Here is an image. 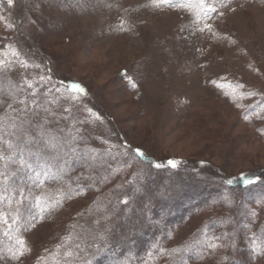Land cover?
Returning a JSON list of instances; mask_svg holds the SVG:
<instances>
[{
    "label": "rangeland",
    "instance_id": "374dc122",
    "mask_svg": "<svg viewBox=\"0 0 264 264\" xmlns=\"http://www.w3.org/2000/svg\"><path fill=\"white\" fill-rule=\"evenodd\" d=\"M206 2L0 0V264H264V188L226 183L264 182V0ZM137 150L220 185L142 262L108 252L124 185L142 192L148 171Z\"/></svg>",
    "mask_w": 264,
    "mask_h": 264
},
{
    "label": "trees",
    "instance_id": "16d2710c",
    "mask_svg": "<svg viewBox=\"0 0 264 264\" xmlns=\"http://www.w3.org/2000/svg\"><path fill=\"white\" fill-rule=\"evenodd\" d=\"M134 155L140 162L144 163L148 171L146 172L145 179H142L143 182L140 188L142 192L136 190L134 188L135 185L131 186L132 184L129 182L124 185L125 189L127 187L125 193L127 192V194L132 197L130 196L131 198H128L129 195H125L126 197H122L121 201L118 202L119 205L116 209L119 216L116 218L115 225L113 226L115 231L111 235V247H109L108 252H113L115 249L123 251L122 248L125 247L124 249L134 252L133 255L136 256L138 262H142L147 259L144 255L145 253H143L144 247L146 250L153 248L166 237V234L170 231L171 226L174 225L175 222L178 223L184 216L193 214L202 208H205L208 204L217 201L219 199L217 194L220 185L218 180L219 173L216 170L207 168L204 164L195 165L193 162H186L183 165H179V162L175 160L178 166L172 168L168 165V159H155L144 153L143 156H140L134 152ZM156 165H159V167ZM178 167L179 169L181 168L180 170H186L188 172H191V170H197L198 168L204 177L202 178V182L196 181L197 179L193 174H190L188 178L180 174L177 171ZM244 177L251 178L255 182L246 185L242 183L240 177H238L233 180L231 185L227 184L228 187L239 186L241 190L247 192L248 190L255 191L264 188V182L262 179H259V174L254 175L250 173ZM193 186L198 187V192L196 194L193 193L194 197H190V199H187L186 195V200L184 201L191 202H187L188 205L183 206L182 211H180L179 214H175L174 217L164 220L162 227L159 226L155 228L154 225H149L143 212L147 211V213L150 214V218L153 220L158 210H163L165 204L172 202L170 201L171 195V197H174L175 195L176 198L177 195H180L178 193H189ZM156 195H158L157 201L153 199ZM125 200L127 201L126 204L123 203ZM126 208H129L132 213L128 215L122 214L121 209L124 210ZM123 232H129L128 235L130 236H122ZM145 252L147 253V251ZM122 256H124L123 258L127 257L125 254H122L121 257ZM104 257L111 258L109 255Z\"/></svg>",
    "mask_w": 264,
    "mask_h": 264
},
{
    "label": "snow or ice",
    "instance_id": "6c2138e0",
    "mask_svg": "<svg viewBox=\"0 0 264 264\" xmlns=\"http://www.w3.org/2000/svg\"><path fill=\"white\" fill-rule=\"evenodd\" d=\"M12 2H13V0H8L9 5H11ZM152 2L154 4V6H157V7H159L161 5H169V6H172V0H152ZM193 3L196 4V6L198 8H200L205 14H209V13L216 12L215 6L213 4H208L206 2V0H177L176 6L188 7V6L192 5ZM207 27L210 28V25L207 26ZM13 55H17V53H13ZM2 63L3 62H0V64H2ZM23 66H28L26 61L23 63ZM41 79H43V77H41ZM29 87H32V85H29ZM71 89L72 90H78L80 92H83L84 91L82 88H80L79 85H76V84H72L71 85ZM137 154L140 155V156H143V153L140 152L139 150H137ZM168 165L170 167H172V168H176L178 166L177 165V162L175 160H169L168 161ZM156 166L159 167V165H156ZM240 180H241L242 183H244L246 185L247 184H252V183L255 182L253 179L247 178V177H244V176L240 177ZM226 183L229 184V185H231L233 183V180L228 179L226 181ZM21 196H22V198H26V197H24L23 192H21ZM123 203L126 204L127 201L125 200V201H123ZM36 204H37V207L40 206V200H39V198H36ZM4 222L6 223L7 221L5 220ZM16 243H17V246H18L17 250L19 251V254L20 255H23V252L20 251V249H22L24 247L25 242L23 241V239H18ZM210 246L211 247H216L217 245L212 244Z\"/></svg>",
    "mask_w": 264,
    "mask_h": 264
}]
</instances>
